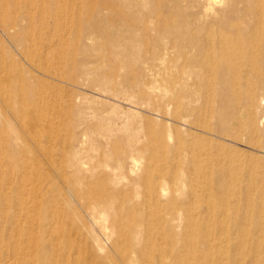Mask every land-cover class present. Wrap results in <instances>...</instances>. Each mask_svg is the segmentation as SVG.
<instances>
[{
  "label": "bare ground",
  "instance_id": "bare-ground-1",
  "mask_svg": "<svg viewBox=\"0 0 264 264\" xmlns=\"http://www.w3.org/2000/svg\"><path fill=\"white\" fill-rule=\"evenodd\" d=\"M21 17L11 14L10 19L19 24L26 20ZM88 20L76 24L75 35L81 38L88 31L89 39L97 33L110 37L106 46L116 60L132 66L133 74L100 79L97 70L78 69L79 76L65 77L68 84L76 87L85 85L84 81L94 83L91 88L96 96L94 101L80 97L81 108L76 112V102L68 101V110L76 115L75 129L88 136L95 122L99 127L109 126L112 135L131 137L127 122L117 123L115 118L106 117L102 109L90 105L96 99L99 104L114 102L139 109L161 98L166 115L179 126L168 137L172 138L176 132L193 141L181 136L171 149L166 144L156 146L149 162L153 167L149 165L137 181H127L132 194L124 188L95 189L88 184L89 175L78 179L75 175L82 171L84 154L94 149L83 150V143L79 147L71 143L64 145L65 161L54 171L65 190H60L54 181L51 186L56 192L47 196L49 203L55 196L64 201L63 207L58 208L64 218L54 216L53 230L45 232L50 255H37L45 250V245L36 244L29 255H26L28 250L22 251L27 256L26 264H264V249L255 247L257 179L244 161L247 153L238 149L246 145L253 151L256 145L250 136L236 134L237 129L242 131L244 127L253 136L264 138V0H91ZM143 46L148 53L170 51L176 69L170 81L171 98L166 91L159 94L146 73L151 65L141 53ZM149 68L153 70L152 66ZM200 74L207 82V90L204 89L207 100L202 108L196 105L189 86L190 80L199 78ZM50 78L59 81L56 77ZM215 92L220 98L218 102L212 98ZM85 104L89 106V113L83 109ZM6 105L8 109L13 108L9 100ZM7 125L9 129L10 123ZM18 138L12 139L15 142ZM132 145L133 141L129 140L130 149L134 148ZM259 148L264 150V144ZM138 151L143 154L146 148ZM170 151L177 164L161 169L156 162L161 156L165 159V153ZM133 154L132 150L130 158L135 160ZM7 155L8 152L2 154L1 159L4 161ZM182 157L184 161H180ZM104 165L115 176L113 185L121 186L119 167ZM13 169V162L6 160L0 167L1 173ZM95 171L94 168L88 172ZM136 172L132 170V174ZM154 174L156 182H148ZM168 185L176 187L169 191ZM142 189L147 203L140 200ZM185 191L186 198H181ZM169 192H172L170 198ZM113 197L121 201L119 208ZM131 206L136 207L134 211L129 210ZM111 210H115L113 217ZM30 214L27 211L26 218L32 225ZM62 221L68 225L67 231ZM143 230L150 232V239L158 233V240H165L167 250L158 255H144L139 246ZM7 233V241L0 237V247L17 244L10 228ZM107 245L115 255L106 253ZM67 249L77 255H62ZM0 252L5 251L0 249ZM260 255L262 259L257 261ZM40 257L45 262L39 261Z\"/></svg>",
  "mask_w": 264,
  "mask_h": 264
},
{
  "label": "rangeland",
  "instance_id": "rangeland-1",
  "mask_svg": "<svg viewBox=\"0 0 264 264\" xmlns=\"http://www.w3.org/2000/svg\"><path fill=\"white\" fill-rule=\"evenodd\" d=\"M90 4L91 0H0L2 8V11L0 10V167L4 166L5 160L13 162L14 165V169L9 173L7 170L2 173L0 171V237L7 241L9 236L7 229L10 228L17 241L14 247H9L8 244L0 247L5 251L0 252V264H26V255L36 249V244L37 246L45 245V250L40 251L37 255H50V250L46 249L48 242L45 232L53 230L54 216L59 215L60 219L64 218L63 212L60 213L58 210L59 207H63L64 201L55 196L49 203L47 196L56 192L51 186L54 181L60 190H65L61 180L57 181L59 179L54 171L59 164L65 161L64 145L71 143L79 147L83 143V150H89L92 147L94 149L89 154H84L82 171L75 175L78 179H86L89 175L88 184L93 185L95 189L108 188L118 191L120 188H124L126 193L132 194L133 191L126 185L129 180L137 181L142 176L150 165L149 162L157 149L156 146L166 144L171 149L181 136L193 141L192 138L182 133L178 135L176 132L172 133L171 139L168 137L170 131L179 126L171 120L169 114L166 115L165 102H162L161 98L153 100L139 109L126 104L118 105L114 102L99 104L96 99L94 105L89 104L102 109L106 117L115 118L117 123L127 122L131 137L126 134L112 135L109 126L99 127L95 122H92V129L88 136L84 135V131L75 129V112L81 108L78 99L86 97L90 102L94 101L96 96L91 93L94 83L84 81L85 85L76 87L68 84L65 77L79 76L78 69L82 71L97 70L100 79L106 77L113 79L116 75L125 78L133 74L132 66L116 60L110 48L106 46L110 37L97 33L94 38L89 39L90 32L88 31L81 38L75 35V27L78 22L90 21L88 20ZM11 14H16V17L24 16L27 22L18 24L11 21ZM6 24L9 25L8 28H5ZM21 24H25L26 27ZM138 36L144 39L141 33H138ZM141 51L152 66L153 70L150 71L149 67L151 66H149L147 67V71H149L146 72L152 84L155 85L159 94L166 91L167 97L171 98L170 81L176 69L173 66L170 51L152 50L153 53L155 52L153 54L148 53L144 46ZM50 76L58 78L59 81L52 80ZM199 78L194 77L190 80L189 86L194 93L196 105L198 108H202L203 102L205 103L207 100L204 91V89L207 90V82L201 74ZM198 92L200 93L198 94ZM212 98L214 102L220 100L217 92L212 95ZM8 100L13 108L8 109L6 105ZM69 100L77 103L74 106L75 112L68 110ZM88 107L87 104L83 106V109H87V113L90 112ZM127 107L129 108L127 109ZM135 114L138 116L136 117ZM8 123H10L9 129H7ZM237 132L247 138L250 136L251 142L256 145L253 151L249 150L246 145L239 146L238 149L247 153V156H243L244 161L252 168V174L257 179L255 192L259 204L257 203L254 207L256 212L254 234L256 236L255 247L257 250H261L264 249V150L259 146L264 144V138L253 136L244 127H242V131L237 129L236 134H238ZM13 133L14 135H12ZM15 136L19 138L14 142L12 138ZM150 138L152 141L149 140ZM129 140L133 141V149L128 146ZM143 147L146 148V151L140 154L138 149ZM132 150L136 161L130 158ZM7 152V158L3 161L1 155ZM164 157L165 159L162 156L159 157L156 162L161 169L165 170L177 164L171 151L165 153ZM184 160L185 158L182 157L180 161ZM105 163L113 168L119 167L117 173L123 181L121 186L113 185L115 176L108 173ZM90 168H95L97 171L89 174ZM133 169L137 171V174H132ZM3 174L6 175L3 176ZM101 175L104 176L100 177ZM151 181L156 182L155 174L149 177L148 182ZM174 187L176 186H167L169 191H172V188L175 189ZM20 190H22L21 194H19ZM141 192L140 200L146 202L144 190L142 189ZM187 193L185 191L181 198H186ZM171 195L172 192H169L168 198ZM113 200L115 205L118 203L117 207L119 208L121 201H118L117 197H113ZM131 207L129 210L133 209L134 211L136 208ZM77 209V207L74 208L76 212ZM201 210L203 209L201 208ZM27 211L31 212L32 225L26 218ZM113 212L115 210H111V217L115 215ZM50 214H52L51 217ZM14 218L17 220L13 221ZM62 223L64 230L67 231L68 225L63 221ZM143 233V240L139 246L144 255H158V252L167 250L165 240H158L160 238L158 233H152L154 234L153 239L149 238L150 232L143 230ZM109 246H106V253L115 255ZM27 250L29 252L26 255L23 254L22 251ZM62 255L77 254H71V251L67 249L62 252ZM261 259L260 255L257 261ZM39 261L45 262V258L40 257Z\"/></svg>",
  "mask_w": 264,
  "mask_h": 264
}]
</instances>
